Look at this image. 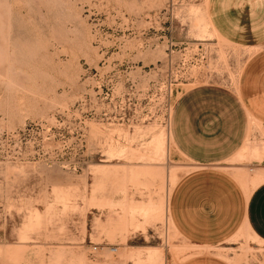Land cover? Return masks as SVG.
I'll return each mask as SVG.
<instances>
[{
  "label": "rangeland",
  "instance_id": "rangeland-1",
  "mask_svg": "<svg viewBox=\"0 0 264 264\" xmlns=\"http://www.w3.org/2000/svg\"><path fill=\"white\" fill-rule=\"evenodd\" d=\"M261 51L264 0H0V264L264 262L246 227L201 248L167 213L197 167L169 135L177 99L237 93ZM244 145L216 167L248 197L264 124Z\"/></svg>",
  "mask_w": 264,
  "mask_h": 264
},
{
  "label": "crops",
  "instance_id": "crops-1",
  "mask_svg": "<svg viewBox=\"0 0 264 264\" xmlns=\"http://www.w3.org/2000/svg\"><path fill=\"white\" fill-rule=\"evenodd\" d=\"M251 118L264 124V51L244 65L237 93L199 86L177 99L169 135L177 152L197 167L172 190L167 213L185 242L212 248L246 227L264 243V182L246 197L243 186L216 167L241 150ZM182 264L223 263L198 254Z\"/></svg>",
  "mask_w": 264,
  "mask_h": 264
},
{
  "label": "bare ground",
  "instance_id": "bare-ground-1",
  "mask_svg": "<svg viewBox=\"0 0 264 264\" xmlns=\"http://www.w3.org/2000/svg\"><path fill=\"white\" fill-rule=\"evenodd\" d=\"M155 138H157V137H155ZM154 142V141H153ZM156 142V141H155ZM159 143L161 144V142L159 141ZM174 145V144H173ZM161 146V145H160ZM160 146H159V148H160ZM163 146V145H162ZM245 146V145H244ZM257 146V145H256ZM175 148V147H174ZM247 149H248V147H247ZM161 150V149H160ZM243 150H246V149H241L239 152H244ZM250 152L252 153V154H254V155H258V156H260L261 155V153L263 152V150H264V146L263 145H258L257 147H255V148H250ZM162 152V151H161ZM238 152V153H239ZM163 153V152H162ZM238 156H239V154H238ZM259 173V172H258ZM263 175V174H262ZM255 177V176H254ZM257 177V176H256ZM255 179V178H254ZM259 182L261 181V180H258ZM257 182V181H256ZM264 182V181H263ZM252 191V190H251ZM247 231V230H246Z\"/></svg>",
  "mask_w": 264,
  "mask_h": 264
}]
</instances>
